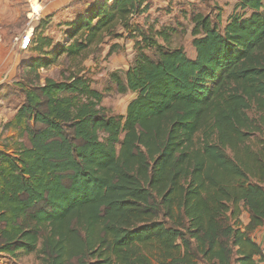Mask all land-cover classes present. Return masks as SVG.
I'll return each mask as SVG.
<instances>
[{"label": "trees", "instance_id": "1", "mask_svg": "<svg viewBox=\"0 0 264 264\" xmlns=\"http://www.w3.org/2000/svg\"><path fill=\"white\" fill-rule=\"evenodd\" d=\"M146 0H92L63 43L39 23L37 56L0 140V255L38 264H264V0L195 14L191 46L139 24ZM127 36L135 57L102 106L81 64ZM64 57L77 70L45 78ZM242 209L249 221H241ZM155 261V262H154Z\"/></svg>", "mask_w": 264, "mask_h": 264}, {"label": "rangeland", "instance_id": "2", "mask_svg": "<svg viewBox=\"0 0 264 264\" xmlns=\"http://www.w3.org/2000/svg\"><path fill=\"white\" fill-rule=\"evenodd\" d=\"M10 6L11 8L16 7V10L13 11L8 8L6 22H11V24H8V30L16 32L12 41V49L18 59V72L15 77H12L11 85L4 83L7 96L10 98L3 104L5 108L2 110L3 113H0L3 115H6L7 110L17 108L23 101L22 92L14 84L17 81H22L26 76L27 70L22 65L37 56L32 51L33 45L30 46L28 51H18L14 45L15 39L31 28L34 35L40 21L41 23L45 21L47 24L45 33L53 39L55 44L63 43L65 31L59 28L60 24L48 25V18L42 19L40 14L38 15L39 12L32 14L34 6H41V0H8V7ZM233 7L234 0H146V12L135 18V20L141 25L166 31L169 34L171 48L182 47L187 57L193 59L194 49L191 46L192 37L190 34L193 27L192 17L195 14H202L210 15L214 19L216 15H220L223 24L225 19L233 13ZM15 12L16 20L11 17ZM29 14H32V16H29ZM134 57L133 43L127 36H124L118 40H106L99 47L91 49L88 57L81 64L82 69L85 70V75L91 80V87L103 93L102 106L112 115H125L126 107L135 95L130 92L118 94L110 81V75L114 72L122 74L132 65ZM76 67L77 65H72L64 57H61L55 66L48 70L39 71L40 83H44L45 78L61 80L64 76L77 70ZM3 105L0 104V110ZM2 124L0 122V128ZM10 132L9 130L3 132L0 129V140H3V137L12 136L13 134L10 135ZM241 221L244 224L249 221V214L245 209H242ZM254 234L253 238L258 243L262 241L264 244V226L261 227V232L258 235L254 236ZM0 264H38V261L34 255L22 256L17 259L0 255Z\"/></svg>", "mask_w": 264, "mask_h": 264}, {"label": "crops", "instance_id": "3", "mask_svg": "<svg viewBox=\"0 0 264 264\" xmlns=\"http://www.w3.org/2000/svg\"><path fill=\"white\" fill-rule=\"evenodd\" d=\"M235 1L236 0H234V3ZM91 2L92 0H41V6H37L36 11L32 9V14H37L39 12L38 15L40 14L42 19L48 18V25L60 24L59 28L66 30L77 13L85 9ZM8 8L13 11L16 10V7H8V0H0V38L2 39V43L0 44V74L4 76L7 75L6 81L0 82L1 105L5 104L10 98L7 96V89L4 83L6 85H11L10 82L12 81V77H15L18 72V59L15 57V52L12 49V41L16 32H10L8 30V24H11L10 21L6 22ZM32 14H29V16H32ZM11 17L16 20V12L13 13ZM226 20L227 18L222 25L225 24ZM45 35L48 34L45 33ZM1 108L0 113L4 110V105ZM17 108L12 110L8 108L9 110L5 113L6 115L0 114V122L4 124L10 121L15 115ZM0 129L3 131L2 126ZM3 132H7V130ZM12 134L13 133L10 132V135ZM260 232L261 228L254 232V236L258 235Z\"/></svg>", "mask_w": 264, "mask_h": 264}, {"label": "built area", "instance_id": "4", "mask_svg": "<svg viewBox=\"0 0 264 264\" xmlns=\"http://www.w3.org/2000/svg\"><path fill=\"white\" fill-rule=\"evenodd\" d=\"M32 40H33V31L31 28L25 31L19 38L15 39L14 45L17 47L18 51L25 52V51H28V49L30 48L32 44ZM0 43H1V38H0ZM41 71H43V69H41ZM6 78H7V75L4 76L0 74V82H5ZM254 241L256 242L255 239ZM256 243L261 246L262 252H264L263 242L261 241V243H258V242Z\"/></svg>", "mask_w": 264, "mask_h": 264}, {"label": "bare ground", "instance_id": "5", "mask_svg": "<svg viewBox=\"0 0 264 264\" xmlns=\"http://www.w3.org/2000/svg\"><path fill=\"white\" fill-rule=\"evenodd\" d=\"M34 5V4H33ZM33 10L36 11L37 10V6H34L33 7ZM37 13V12H36Z\"/></svg>", "mask_w": 264, "mask_h": 264}]
</instances>
